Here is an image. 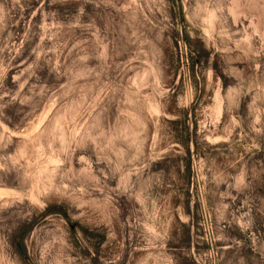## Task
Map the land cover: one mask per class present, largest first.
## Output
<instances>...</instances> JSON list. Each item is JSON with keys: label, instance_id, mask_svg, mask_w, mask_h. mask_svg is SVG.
<instances>
[{"label": "rangeland", "instance_id": "obj_1", "mask_svg": "<svg viewBox=\"0 0 264 264\" xmlns=\"http://www.w3.org/2000/svg\"><path fill=\"white\" fill-rule=\"evenodd\" d=\"M0 264H264V0H0Z\"/></svg>", "mask_w": 264, "mask_h": 264}]
</instances>
